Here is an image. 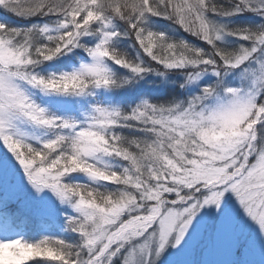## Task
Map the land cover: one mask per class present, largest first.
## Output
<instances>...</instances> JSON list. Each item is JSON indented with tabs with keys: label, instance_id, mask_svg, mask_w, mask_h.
Instances as JSON below:
<instances>
[{
	"label": "snow or ice",
	"instance_id": "1",
	"mask_svg": "<svg viewBox=\"0 0 264 264\" xmlns=\"http://www.w3.org/2000/svg\"><path fill=\"white\" fill-rule=\"evenodd\" d=\"M136 249L264 264V0H0V264Z\"/></svg>",
	"mask_w": 264,
	"mask_h": 264
},
{
	"label": "rangeland",
	"instance_id": "2",
	"mask_svg": "<svg viewBox=\"0 0 264 264\" xmlns=\"http://www.w3.org/2000/svg\"><path fill=\"white\" fill-rule=\"evenodd\" d=\"M145 91L148 92L149 94L150 93L156 94L160 92V89L154 86H150L149 83H141L140 86L136 89V92L138 93H144ZM135 260H136V264H143L144 254L141 253L139 249H136Z\"/></svg>",
	"mask_w": 264,
	"mask_h": 264
},
{
	"label": "trees",
	"instance_id": "3",
	"mask_svg": "<svg viewBox=\"0 0 264 264\" xmlns=\"http://www.w3.org/2000/svg\"><path fill=\"white\" fill-rule=\"evenodd\" d=\"M158 26L161 27V28H166L167 27V25L164 22H160V24ZM169 34L170 35H175V33H173V32H170ZM143 94L156 96V95H159L160 92L159 93H156V94H153V93H150L149 94L148 92L145 91Z\"/></svg>",
	"mask_w": 264,
	"mask_h": 264
}]
</instances>
